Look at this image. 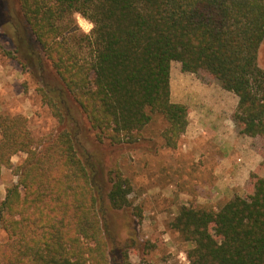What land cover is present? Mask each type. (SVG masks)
Returning a JSON list of instances; mask_svg holds the SVG:
<instances>
[{
  "label": "trees",
  "instance_id": "16d2710c",
  "mask_svg": "<svg viewBox=\"0 0 264 264\" xmlns=\"http://www.w3.org/2000/svg\"><path fill=\"white\" fill-rule=\"evenodd\" d=\"M9 10L0 24L20 12L40 48L32 75L56 126L34 137L24 116L0 113V177L8 168L16 179L0 199V264H124L108 214L131 205V182L78 135L134 144L158 114L163 146L176 148L189 108L170 99L172 61L233 92L238 134L264 139V0H16ZM249 178L216 210L179 208L169 225L190 244L189 264H264V157Z\"/></svg>",
  "mask_w": 264,
  "mask_h": 264
},
{
  "label": "rangeland",
  "instance_id": "374dc122",
  "mask_svg": "<svg viewBox=\"0 0 264 264\" xmlns=\"http://www.w3.org/2000/svg\"><path fill=\"white\" fill-rule=\"evenodd\" d=\"M15 4L16 0H0V13L8 15ZM17 16L22 21L0 24V113L24 116L31 134L38 137L54 129L56 119L38 94L32 75V69L40 68L36 58L40 48L20 12ZM76 20L83 32L92 28L79 14ZM257 62L264 69V40ZM170 99L189 108L188 126L176 148L163 146L161 131L166 122L158 114L134 144H96L90 132L78 135L81 147L97 154L106 171L116 166L131 182V205L108 214L109 228L121 248L119 258L124 252L127 255L124 264H189L190 244L169 225L179 208L195 205L216 210L234 195H245L251 188L250 174L264 157L262 137L237 132L232 120L237 96L206 71L183 72L180 63L172 61ZM23 157L15 154L11 161L16 165ZM15 180L11 169H2L0 199ZM4 235L0 230L1 239Z\"/></svg>",
  "mask_w": 264,
  "mask_h": 264
}]
</instances>
